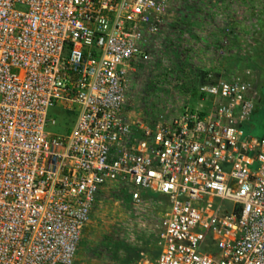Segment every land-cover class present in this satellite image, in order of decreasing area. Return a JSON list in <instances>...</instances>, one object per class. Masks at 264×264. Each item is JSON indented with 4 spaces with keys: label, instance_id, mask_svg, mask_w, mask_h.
<instances>
[{
    "label": "built area",
    "instance_id": "obj_1",
    "mask_svg": "<svg viewBox=\"0 0 264 264\" xmlns=\"http://www.w3.org/2000/svg\"><path fill=\"white\" fill-rule=\"evenodd\" d=\"M201 3L221 33L217 76L204 66L181 108L134 118L132 63L150 60L171 0H0V264H74L98 192L115 184L168 203L154 258L106 264H264V137L247 132L264 0ZM53 108L74 113L67 132L48 131Z\"/></svg>",
    "mask_w": 264,
    "mask_h": 264
},
{
    "label": "rangeland",
    "instance_id": "obj_2",
    "mask_svg": "<svg viewBox=\"0 0 264 264\" xmlns=\"http://www.w3.org/2000/svg\"><path fill=\"white\" fill-rule=\"evenodd\" d=\"M176 1L178 3L180 0ZM172 3L173 0L171 5ZM168 23L167 18L166 28L162 34L166 32ZM162 34L160 37L164 38ZM159 38H156L157 42L149 53L150 60L135 66V71L130 76L129 108L135 113L133 115L136 118H142L149 111L154 113L156 107L158 110L161 104L166 106L171 104L174 111L181 108L186 102L185 93L192 88L191 79L186 78L184 73L175 67L170 54L163 52L162 38L160 40ZM176 53L183 58L184 62L189 63L188 66L190 63L195 66L194 59L184 50ZM156 59L160 60L158 65L154 64ZM256 60L257 58L253 56L252 61L257 62ZM238 64L240 69L244 67L243 63L238 62ZM251 65L255 66L254 62ZM261 68V66L258 67L260 89L258 103L264 100V79ZM189 103L195 105L196 102L190 100ZM49 118L54 119L55 123L49 122L48 131L61 134L71 127L74 113L53 108L50 110ZM247 132L264 137V102L255 107ZM111 187L113 186L103 188L97 195L90 222L83 231L74 264H106L109 261H124L126 252L122 249L117 250L115 243L118 241L135 244L143 248L142 252L149 258L155 257V242L161 218L167 208V198L163 195L146 193L141 202L135 203L131 200L130 194L126 199H121L118 194L112 192ZM110 249H113V255L117 256V259L106 254V251L109 252ZM201 250L215 252V247L210 242H206Z\"/></svg>",
    "mask_w": 264,
    "mask_h": 264
},
{
    "label": "crops",
    "instance_id": "obj_3",
    "mask_svg": "<svg viewBox=\"0 0 264 264\" xmlns=\"http://www.w3.org/2000/svg\"><path fill=\"white\" fill-rule=\"evenodd\" d=\"M193 1V6L188 8L185 0H180L178 3H176V0H173V5H171L168 12L169 23L167 25L165 35L163 36L164 38H162L161 46L163 52L168 53L171 56L174 54L173 52H176L177 50L180 51V45L184 46L181 48H184V52L186 54L192 52L191 55H188L194 59L195 66L191 65V63L188 66L189 63L185 62L181 66L180 71L184 73L186 78L191 79L192 85L197 86L204 79V69L206 68L204 66L208 65V67L214 69L216 76L218 74V67L215 64L216 58H214V56H209L208 53L209 51L211 52L212 46L219 42L221 33L217 30V28L215 30L212 29V15L208 13V9H205L206 7L200 5L202 4V0ZM211 2L213 3V0H211ZM222 10L230 13H228L229 19L236 27H240L242 25L241 21L243 18H241L240 15H236V12L231 10V6L227 2H224ZM257 52L258 51L256 49L255 53L258 54ZM256 58V63L264 67V58L261 56ZM220 63L221 66L226 69L233 67V59L226 60L225 62L221 61ZM132 64L139 66L141 63L134 62ZM192 100H195V97H193ZM133 114L135 113L131 111V116L136 118Z\"/></svg>",
    "mask_w": 264,
    "mask_h": 264
},
{
    "label": "trees",
    "instance_id": "obj_4",
    "mask_svg": "<svg viewBox=\"0 0 264 264\" xmlns=\"http://www.w3.org/2000/svg\"><path fill=\"white\" fill-rule=\"evenodd\" d=\"M185 2L187 3V7L188 8L192 7L193 4H194V1H191V0H185ZM257 51H258L257 52L258 54H255L254 56L255 57L261 56L262 58H264V48H258ZM171 61L174 63V65L176 66V68L178 70H180L181 66L185 63L183 58L180 57L176 52H174V54L171 56ZM159 62H160V60L156 59L154 64L158 65ZM253 62H254V65L256 67H260L261 66V65L257 64L255 61H252V63ZM142 67L144 68V66H142ZM261 67H262L261 68L262 73H264V67L263 66H261ZM192 87H194V85H192ZM193 90H195V89H193ZM263 102H264V100L262 102H260V103H258V101H257L256 108L258 106H260L261 103H263ZM111 186H113V187H111L112 188V192L118 194L121 199H126V197H128L129 193L127 192V187L126 186L117 185V184L111 185ZM99 193H100V191L98 192V194ZM115 244H116L117 250H121L122 249L123 251L126 252V256L124 258V262H131V261L137 260L138 258H140V256H141L140 254L143 251V248H139L137 245L132 244V243L121 242V241L119 242L118 241ZM106 254L110 255L111 258H114V259L116 258L117 259V256L113 255V249H110L109 252L106 251ZM156 255H157V251H155V253H154V256H156Z\"/></svg>",
    "mask_w": 264,
    "mask_h": 264
}]
</instances>
